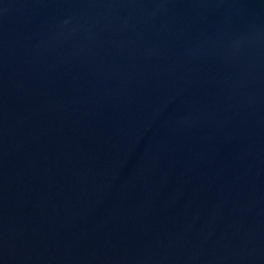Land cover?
Returning a JSON list of instances; mask_svg holds the SVG:
<instances>
[{"label":"water","instance_id":"95a60500","mask_svg":"<svg viewBox=\"0 0 264 264\" xmlns=\"http://www.w3.org/2000/svg\"><path fill=\"white\" fill-rule=\"evenodd\" d=\"M0 264H264V0H0Z\"/></svg>","mask_w":264,"mask_h":264}]
</instances>
